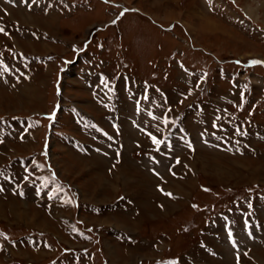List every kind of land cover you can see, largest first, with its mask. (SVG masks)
I'll return each mask as SVG.
<instances>
[{
  "label": "rangeland",
  "instance_id": "1",
  "mask_svg": "<svg viewBox=\"0 0 264 264\" xmlns=\"http://www.w3.org/2000/svg\"><path fill=\"white\" fill-rule=\"evenodd\" d=\"M90 4L93 8L78 9L68 16L52 11L57 8L51 6L45 7L51 11L47 13L48 16L41 9L37 12H25L15 7H8L9 13H3L10 30L16 24L20 26L21 32L18 34L11 31L7 36L0 34V42L7 41L25 52L52 53L51 56L55 59L36 67L30 79L18 85V88L9 90L0 83V116L36 113L40 118L33 117L32 123L36 125L40 120L42 122L40 127L31 129L33 132L26 141L8 136L3 150L5 155L0 153V166L6 159V151L12 155L20 154L28 161L32 153H27L33 150L36 152L42 149V144L52 141L50 151H47L50 164L47 160L42 163L46 172L50 168L48 173L53 183H63L67 188L73 185L84 200L99 204L112 202L121 193L134 199V208L139 209L134 217H130L125 210L105 209L104 213L98 215L83 213L76 206L57 200L62 210L61 215H57H69V220L79 218L87 225L90 224L88 226L97 238L92 247L96 250L98 264L103 255L106 257V264H154L164 260V256L185 253L193 262L197 261L195 264L204 261L205 264H233L232 251L223 239H210L217 250L220 248L218 256L201 250L194 251V248L199 228H205L203 216L208 208L211 210L213 205L223 206L237 197L244 201L253 199L256 203L261 202L257 191L264 192V140L254 138L255 151L243 155L230 154L232 151L228 153L200 142V124L197 122L199 117L195 121L189 117L186 125L192 130L196 146L195 149H190L179 145L168 149V152L164 150L171 154L167 160L175 163L174 174L161 169L164 185L175 192V196L163 197L159 196L154 187L160 179H156L147 168L139 166L140 160L145 157L138 154L143 145L139 147L134 144V138L139 137L129 127L127 120L124 121L123 130V160L110 172L106 170L109 165L107 157L96 153L91 156L82 155L71 149L73 135L78 138L81 136L75 132L69 113H61L60 110L61 114H56L62 127L54 128L53 134L48 137L44 131H47L46 124L50 119L44 117L42 112H52L55 103L65 100L76 103L94 115H101V108H97L91 99L89 88L71 70L61 83L63 89L60 92L63 97L56 92L55 82L61 59L72 55L71 45L74 42L83 43L90 36H103L110 49L113 48L110 54L106 50L102 53L111 59L107 62L106 69H113L116 62L113 58L118 56L114 49L122 47V60H126L136 74L159 79L175 99L177 95L173 83L180 84L182 92L189 91L193 98L206 103L209 99L220 102L224 97H240L241 90L236 94L238 88L252 84L250 95L259 104L264 102V83L263 86L259 80L244 83L238 78L242 71L237 70L241 61L264 59V0H90ZM112 7H126L129 11L124 13L117 24L105 27V22L112 16ZM169 23L175 26L172 30H165L163 26ZM242 23L252 29L250 33L243 29ZM173 54H179L189 64L191 74L186 76L176 58L172 57ZM219 59L223 60L226 69L234 71L235 76L226 74L227 77L222 78L224 67L218 64L221 62ZM168 60L172 65L167 70V78H164L161 75ZM252 70L264 73L261 65L250 68V75L255 73ZM183 76L185 77L182 78ZM253 77L257 78V75ZM123 107L125 111L130 110L131 103L126 100ZM173 115L184 122L181 116ZM213 115L212 110L206 111V125ZM256 118L261 120L264 116L256 112ZM71 129L73 132H70ZM146 147L152 151L158 150L153 146ZM46 148L49 149L48 146ZM136 157H139L140 162ZM145 161L143 159L142 163ZM55 192L54 187L51 193ZM59 193L61 192L56 194ZM59 224L57 219L36 206L31 198L0 196V228L10 236H20L32 228L43 231L56 245L63 243L76 248L85 245L72 240ZM101 224L132 233L136 237L135 243L125 245L115 241L111 234H106L103 230L100 235L98 231ZM7 245L11 251L3 254V261L15 258L41 264L57 253L56 249L35 251L22 243L14 246L7 242ZM250 245L252 248L248 247L249 256L248 252L242 253V260L246 264H264V246L260 241L250 242ZM86 260L80 258L78 264L93 262L89 257Z\"/></svg>",
  "mask_w": 264,
  "mask_h": 264
},
{
  "label": "snow or ice",
  "instance_id": "2",
  "mask_svg": "<svg viewBox=\"0 0 264 264\" xmlns=\"http://www.w3.org/2000/svg\"><path fill=\"white\" fill-rule=\"evenodd\" d=\"M9 2H11V0H9ZM24 2L27 3V0H24ZM34 2H35V0H33V3H34ZM3 31H4V29H3L2 27H0V32H3ZM252 63L257 64V63H264V62H261V61H253ZM152 139H153V142H154V143H157V144L160 143V141L156 140L155 137H152ZM177 163H179V161H177ZM161 191H163V190L161 189ZM165 195H169V196H171V193H165ZM245 254H246V253H245Z\"/></svg>",
  "mask_w": 264,
  "mask_h": 264
},
{
  "label": "bare ground",
  "instance_id": "3",
  "mask_svg": "<svg viewBox=\"0 0 264 264\" xmlns=\"http://www.w3.org/2000/svg\"><path fill=\"white\" fill-rule=\"evenodd\" d=\"M205 28V27H204ZM211 28V27H210ZM40 222V221H39Z\"/></svg>",
  "mask_w": 264,
  "mask_h": 264
}]
</instances>
